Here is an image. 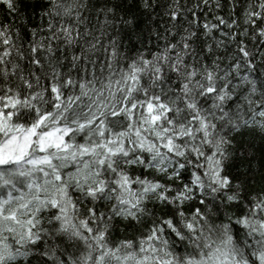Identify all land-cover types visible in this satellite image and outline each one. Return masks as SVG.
<instances>
[{"label": "snow or ice", "instance_id": "obj_1", "mask_svg": "<svg viewBox=\"0 0 264 264\" xmlns=\"http://www.w3.org/2000/svg\"><path fill=\"white\" fill-rule=\"evenodd\" d=\"M201 3L221 7L220 0L193 7L173 0L171 26L149 33L157 50L134 55L122 50L121 36L129 52L134 35L144 45L136 13L128 8L118 27L122 5L107 0H49L41 17L47 28L31 41L14 25L0 26V264H220L229 250L237 256L233 229L259 246L252 264H264V0H229L230 19L214 14L202 25ZM22 7L23 0H0L9 14ZM80 8L103 15L99 36ZM61 45L65 60L71 54L67 72L56 55ZM98 51L101 75L89 79L86 65L97 67ZM82 65L84 75L74 78ZM160 171L175 192L145 178ZM193 192L198 203L189 204ZM209 192L221 203L206 210ZM152 197L162 207L147 219ZM118 230L124 235L114 239ZM201 241L207 252L189 251Z\"/></svg>", "mask_w": 264, "mask_h": 264}, {"label": "trees", "instance_id": "obj_2", "mask_svg": "<svg viewBox=\"0 0 264 264\" xmlns=\"http://www.w3.org/2000/svg\"><path fill=\"white\" fill-rule=\"evenodd\" d=\"M98 5L103 2V0H94ZM108 6L111 7L113 5H122L121 8L116 10V25L118 27H123L122 25H119V16L124 15V12L128 8H132V10L136 13V23L139 25L137 31V35L143 34L144 37V45L141 46L139 43L136 42V36H132V45L134 47L132 48V51H128L129 46V40L125 36H121L122 40V50L125 52H128L130 55L135 54V49H140L145 52H147L148 48H151L153 51L157 50V40L156 36L153 35L151 39L149 40V33H151L153 30L158 31L159 33L163 34L164 29L166 27H170V21H169V16L167 15L168 10L170 7L174 6L173 5V0H151L153 7L145 9L143 8V0H107ZM240 3H243L244 0H239ZM23 3L27 5V7H22L20 9L19 13H12L9 14L6 9L0 8V26L4 24L8 25H14L13 32L15 33L16 31H21L24 33V38L26 41H31L32 40V33L33 31L39 32L41 26L46 29L47 28V19L48 17H43V20L41 19L42 13L46 10L45 7L42 6H50L49 5V0H23ZM133 3L135 4V7H133ZM180 3L184 5L185 7H193L196 3L197 0H180ZM221 7L216 8L215 5H213L212 11H209L206 7L203 6L201 3L200 9L197 10V16L199 18V23L202 25L206 19L208 20H213V15L217 14L220 16H223L226 20L230 19L229 16V11L232 8V5L229 3V0H220ZM189 18H191V13H188ZM234 16H240L242 19V10L237 8ZM91 23L88 25V29L90 31H93L95 35L99 36L100 32L97 31L96 29L99 27L98 19L99 21L103 20V15H101L99 18L96 17L95 12L91 13ZM234 18V17H233ZM215 22V21H213ZM83 28V26H81ZM227 31V29H224ZM108 32L111 33L113 32L112 28L108 29ZM45 33L41 32L40 35H44ZM216 37H219V32H216ZM39 38V37H37ZM89 40L91 39L90 37L88 38ZM206 39L201 35V40ZM102 43L107 44L108 40L104 39L103 37L101 38ZM161 45H163L164 41L161 39L159 41ZM246 43L248 44L249 48L252 49L254 52L256 51L255 48L252 47L253 42L251 39H247ZM83 44V41L80 42L78 45L73 46V50L75 51L76 55H80V47ZM87 47V45H84ZM24 48L28 47V44L25 43L23 45ZM63 45H61V51L56 53V55L60 56L61 59L63 60V63L65 67L62 69V71L67 72L68 71V66H70V60H71V54L68 55V59H64V53H63ZM264 50V49H260ZM231 48L228 49H221L220 50V55L222 57L231 55ZM92 59L96 61L97 67L93 69V66L91 63H88L86 65L88 69V78L91 79V73L93 71L96 72L97 76H100V69L99 65L104 63V53L103 51H98L96 52L93 56ZM215 59V56L211 57L210 59L205 60V63L210 64L212 60ZM257 59L259 57L257 56ZM224 63H227V60L224 61ZM24 67L28 66V61L25 60L22 62ZM85 65H82L80 72L77 73L75 70L72 71V75L74 78L78 76H83L84 75V68ZM104 75H107V72L105 71ZM257 147L259 148L260 145L257 144ZM257 165L259 164V161H256ZM198 203V202H197ZM128 235H134L131 230H128L126 233ZM124 233H121L119 230L114 233L113 238L114 239H119ZM182 251V249H180Z\"/></svg>", "mask_w": 264, "mask_h": 264}, {"label": "clouds", "instance_id": "obj_3", "mask_svg": "<svg viewBox=\"0 0 264 264\" xmlns=\"http://www.w3.org/2000/svg\"><path fill=\"white\" fill-rule=\"evenodd\" d=\"M80 2L82 4L87 5L89 3V0H80ZM80 13L87 18L90 14H91V10L90 8H80L79 9ZM264 71V70H261ZM145 172H149V169L145 168ZM146 179L158 183L162 186H165L168 189H171L173 192L176 191V188L174 185L169 183V176L168 174L164 173L163 171L160 172H154L151 175H148L145 177ZM235 183H240L239 181H236ZM111 189H109V193H111ZM71 195L75 196V189H72L70 192ZM240 194L241 196L244 194V190L241 189L240 190ZM199 193L198 192H193L192 197L190 198L189 201H187V203L191 204L193 200H197V198L199 197ZM77 199H79V197H76ZM206 200L209 201V203L206 204V210L207 209H211L213 207L214 204H220L221 201L220 199L217 198H213L212 193H207L204 197ZM113 198L111 195L108 196V201H111ZM84 201L82 200L81 203H83ZM198 202V200H197ZM96 203L98 204H104L106 203L105 200H97ZM77 207L79 208V204L77 205ZM145 207H146V213H145V217L147 219H151L152 213L157 210L158 208L162 207V203L157 200L155 197H152L151 199L147 200L145 202ZM47 217V213H45V218ZM223 217L220 216L219 214H217L216 216H213V219H222ZM52 246L55 247H59L56 243V238L54 235L49 237ZM213 241H217L220 239V237L218 235H213L212 237ZM232 239H233V243L235 245V253L237 254L238 257H247L249 259V264H252V256L251 253L252 251H259V246L258 245H253L250 243L249 239L247 238L246 234L244 233H238L237 230L233 229L232 231ZM48 241H46L47 243ZM188 243H190V241L186 240L185 244L187 245ZM216 244H213V247H215ZM205 251L207 252V249H203L202 247V241H201V248L197 249L195 247H192L191 249H189V251H191L192 253H198L199 251ZM183 251V249H182ZM237 256L233 255V252L231 250L228 251L227 255H220L219 256V261L220 264H224L225 260H227L229 262V264H232V262L237 258ZM211 264V262H210Z\"/></svg>", "mask_w": 264, "mask_h": 264}]
</instances>
